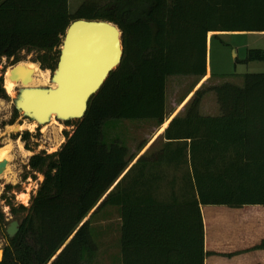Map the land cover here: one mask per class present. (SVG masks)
I'll return each instance as SVG.
<instances>
[{"label": "trees", "instance_id": "trees-1", "mask_svg": "<svg viewBox=\"0 0 264 264\" xmlns=\"http://www.w3.org/2000/svg\"><path fill=\"white\" fill-rule=\"evenodd\" d=\"M78 18L115 23L123 57L90 97L84 116L65 121L74 128L64 131L60 148L30 156L29 167L43 180L29 208H11L15 216L27 212L14 237L4 233L0 264H81L84 253L97 248L86 217L107 204L121 208L125 252V242L132 239L133 207H138L130 194L139 181L126 174L101 200L131 158L118 137L104 139V124L162 123L167 77L206 74L210 32H263L264 0H109L104 6L84 2L74 13L67 0H0V60L13 57L17 63L20 51H34L41 68L54 70L62 35ZM243 61L264 62V49H248ZM211 90L219 115L199 113L203 91L197 90L185 116L173 118L163 136L184 142L203 204H264V72L246 73L242 86L224 82ZM6 96L0 78V98ZM3 220L0 210V228ZM205 254L198 244L196 264H204Z\"/></svg>", "mask_w": 264, "mask_h": 264}, {"label": "crops", "instance_id": "crops-1", "mask_svg": "<svg viewBox=\"0 0 264 264\" xmlns=\"http://www.w3.org/2000/svg\"><path fill=\"white\" fill-rule=\"evenodd\" d=\"M239 32L219 31L215 37L233 36ZM248 33L260 35L264 31ZM212 36L207 37V49ZM233 51V56H236V48L233 47ZM210 77L207 69L190 91L200 88ZM190 98L173 102L175 108L167 110L166 107L162 123L152 119L157 123L155 134L141 143L136 152L129 153L131 158L126 168L101 199L126 174L127 179L139 181L130 194L131 202L138 207H133V233L130 243L125 242V257L122 252L121 208L107 204L86 217L90 219V230L97 248L93 252L86 251L81 264H196L198 244L199 252L201 248L206 252L204 264H264V204H203L197 195L190 156L183 147L184 142L169 141L163 136L173 118L185 116L186 108L183 106ZM202 101L199 104L201 115L220 114L204 112ZM111 139V135L107 137V141ZM153 146L154 150L150 152ZM143 201L147 203L145 208ZM113 212L119 220L114 227L110 225ZM96 216L98 219L95 220Z\"/></svg>", "mask_w": 264, "mask_h": 264}, {"label": "rangeland", "instance_id": "rangeland-1", "mask_svg": "<svg viewBox=\"0 0 264 264\" xmlns=\"http://www.w3.org/2000/svg\"><path fill=\"white\" fill-rule=\"evenodd\" d=\"M84 2H94L97 6H104L109 3V0H70V3H68L69 12L74 13ZM229 41L230 44H228ZM60 46L58 47L59 49ZM233 47L236 48V56H233ZM251 48L264 49V34L255 35L240 31L239 33H234L233 36L223 35L220 38L212 36L207 49V69L211 77L200 88L190 91L195 82L199 80L198 77L192 75L168 76L166 81L167 110L175 108L173 102L182 101L188 96L189 98L191 97L189 99L191 101L196 91L202 90V97H205H203V101L201 100L203 111L219 114V104L216 94L211 90V87L224 82L242 86L246 73L264 72L263 61H243L247 50ZM36 55L37 53L34 51L22 50L18 53L20 57V61L18 62H34L38 65L40 71L42 70V74L38 73L36 75L32 86H49L50 75L55 69L41 68L39 63L34 61ZM13 61V57H4L0 60V78L2 79L3 87L6 71L13 64H16ZM20 85H17L15 88L14 95L6 93L5 99L0 98V163L5 162V166L0 168V210L4 215L0 228V248H4L6 243L4 233L7 223L12 219H18L20 222V219L27 212L23 210L15 216L11 213V208H19L20 205L29 208L31 199L43 180L42 173L34 171L29 167L28 161L30 156L35 153H52L58 150L66 140L64 131L72 132L74 128V124L71 122L66 124L55 117L43 124H37L35 121L24 117L14 107V100L21 88L18 87ZM204 94L207 95L205 96ZM190 101L183 108H186ZM181 111L182 113L184 112L183 109ZM32 123L36 124L31 128L30 124ZM156 125L157 123L152 119L109 120L103 126L104 139L107 140V137L110 135L113 138L115 135V137L122 139L121 141L128 147L129 153H134L141 143L148 141L155 134ZM16 126H18L19 131H14V127ZM153 150L154 146L150 149V152H153ZM145 154H147V151ZM97 217L95 220L98 219ZM118 221L116 213L113 212L111 214L110 225L114 227L116 223L118 225ZM111 239L114 240V235L111 236ZM98 258L96 257V260L99 262Z\"/></svg>", "mask_w": 264, "mask_h": 264}, {"label": "water", "instance_id": "water-1", "mask_svg": "<svg viewBox=\"0 0 264 264\" xmlns=\"http://www.w3.org/2000/svg\"><path fill=\"white\" fill-rule=\"evenodd\" d=\"M121 30L104 19L78 18L67 26L55 70L46 87H21L14 107L37 124L50 121L51 116L68 121L82 118L90 97L103 85L123 57ZM25 84L31 79V70L15 64L10 79ZM55 84V87L52 85ZM14 131H19L18 126ZM5 162L0 163V168ZM20 228L18 219L7 223L5 232L14 237ZM4 249L0 248V262Z\"/></svg>", "mask_w": 264, "mask_h": 264}, {"label": "bare ground", "instance_id": "bare-ground-1", "mask_svg": "<svg viewBox=\"0 0 264 264\" xmlns=\"http://www.w3.org/2000/svg\"><path fill=\"white\" fill-rule=\"evenodd\" d=\"M16 64L31 70V79L29 81H27L25 84L20 83V81H19L20 79L19 78L17 80L18 82L16 80H14V79H10V72H11V69L14 66V64H13V66L9 67L8 70L5 73V76H4V88H5L6 93H9L11 95H14V90L17 87V85H19V84H21V85L18 86V87H35V86H32V85L34 83V79H35L36 75L38 73L42 74V70L40 71V69L38 68V65L36 63H34V62L21 61V62H18ZM52 87H55V84H53ZM53 118H54V116L52 115L50 119L52 120ZM35 124L36 123L30 124V127L32 128L33 126H35ZM23 127H24V125H23Z\"/></svg>", "mask_w": 264, "mask_h": 264}, {"label": "flooded vegetation", "instance_id": "flooded-vegetation-1", "mask_svg": "<svg viewBox=\"0 0 264 264\" xmlns=\"http://www.w3.org/2000/svg\"><path fill=\"white\" fill-rule=\"evenodd\" d=\"M6 233V232H5Z\"/></svg>", "mask_w": 264, "mask_h": 264}]
</instances>
